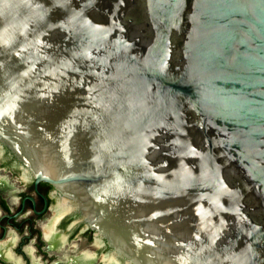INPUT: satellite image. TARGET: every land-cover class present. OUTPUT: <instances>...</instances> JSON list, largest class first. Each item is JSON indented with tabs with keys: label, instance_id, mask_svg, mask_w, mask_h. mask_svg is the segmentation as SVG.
Segmentation results:
<instances>
[{
	"label": "water",
	"instance_id": "obj_1",
	"mask_svg": "<svg viewBox=\"0 0 264 264\" xmlns=\"http://www.w3.org/2000/svg\"><path fill=\"white\" fill-rule=\"evenodd\" d=\"M0 143L130 264H264V0H0Z\"/></svg>",
	"mask_w": 264,
	"mask_h": 264
},
{
	"label": "flooded vegetation",
	"instance_id": "obj_2",
	"mask_svg": "<svg viewBox=\"0 0 264 264\" xmlns=\"http://www.w3.org/2000/svg\"><path fill=\"white\" fill-rule=\"evenodd\" d=\"M0 152L4 153L7 157L8 160L12 161L14 165H21L22 164L17 160L15 157L14 153H12L6 146L2 145L0 143ZM20 166V167H21ZM23 177L26 181H32L33 183V188H32V194H25L20 197V202L19 199H16V191H13V186L11 185L8 177L0 175V193L5 194L8 196L10 199L14 198V203L17 202L18 200V210L14 215H9V209L6 206L5 201L0 202V225L3 227V233L5 232L6 225L5 223H2L3 220L6 221L7 225H12L18 230L22 229L20 225L15 224V219L19 216H22L25 218L24 223L28 227L30 231V236L27 239L31 238V241H34V243L39 240L40 242L42 241V245L46 247L47 251L51 253L52 255H57V254H65L64 255V263L69 264L67 261V258L73 257L75 255H80L82 252H85L83 248H80L79 245L74 244L70 247V251L72 252L71 254L67 253V247H68V236L66 233L58 230V224L61 222L62 219H64L68 215H73L70 213L72 210L69 212H66L65 214H62L58 221L55 222L54 226L49 228V226L52 224V220L57 217L59 214V206L63 202H70L72 203L69 199L62 197L61 194L55 190V188L44 182H40L38 185L35 183V179L32 178L27 172L24 171L23 166ZM61 196V199L59 200L58 204L52 208L53 216L51 219H49L47 222H43L39 225V230L37 228L33 229V221L36 220V218H41L44 216L50 209V201L51 197L55 196ZM14 196V197H12ZM76 214V213H74ZM82 223V222H78ZM75 225V224H74ZM50 229V230H49ZM93 229L89 228V232H92ZM56 234L60 235L64 238V244L60 247H53L51 243L48 240V237L51 234ZM48 234V235H47ZM4 237H1L0 241V264H26L25 260L18 256L16 254V250L18 249V243H19V238L17 235H15L13 232H10L8 236L4 239ZM97 239V246L102 245L103 241L100 237L96 235ZM26 245V244H25ZM23 245V246H25ZM25 251V256L28 259L30 264H43L42 263V258L41 255L36 248L35 244H32L30 246H26ZM87 252H92L90 250H86ZM95 253V252H93ZM97 255V253H96ZM110 256V255H108ZM115 258L119 264H121L117 256L115 255ZM98 255H97V261L95 264L98 262ZM103 261V264H107L108 261ZM57 264V263H54Z\"/></svg>",
	"mask_w": 264,
	"mask_h": 264
},
{
	"label": "rangeland",
	"instance_id": "obj_3",
	"mask_svg": "<svg viewBox=\"0 0 264 264\" xmlns=\"http://www.w3.org/2000/svg\"><path fill=\"white\" fill-rule=\"evenodd\" d=\"M21 165H14V163L10 160H8V157L0 152V175L8 177L11 185L13 186V191H16V199H19L20 197L25 194H32V188H33V182L32 181H26L23 177V170ZM14 197V196H12ZM61 199V196H55L51 197L50 201V209L49 211L42 216L41 218H36V220L33 221V229L37 228L39 230V225L43 222H47L49 219L52 218L53 212L52 208L56 206ZM5 201L6 206L9 209V215H14L17 212L18 208V200L16 203H14V198H9L5 194L0 193V202ZM80 219V215L78 213L73 215H68L64 219L61 220V222L58 224V230L64 232L68 236V247L66 252L71 254L70 247L74 244L79 245L80 248L86 250H90L92 252L97 253L98 255V262L97 264H103V257L110 255L113 258L115 255L117 256L118 261L121 264H129L128 261L124 260L122 257H120L109 245H107L103 240L102 245L97 246V239L96 234L92 231L89 232V228L87 224L85 223H78ZM25 218L22 216H19L15 219V224L20 225L22 229L18 230L12 225H7L6 221L3 220L2 223H5L6 229L3 233V227L0 225V238L4 237L6 238L10 232H13L15 235L19 238L18 243V249L16 250V254L20 257H22L26 264H30L28 259L25 256V249L26 246H30L32 244H35L36 248L38 249L41 260L43 264H65L64 263V255L65 254H57L52 255L49 253L45 246L42 245V241L40 242L37 240L35 243L34 241H31L29 238L30 231L28 227L24 223ZM75 224V225H74ZM2 238V239H4ZM1 241V239H0ZM26 244V245H25ZM25 245V246H23ZM116 259V258H115Z\"/></svg>",
	"mask_w": 264,
	"mask_h": 264
},
{
	"label": "bare ground",
	"instance_id": "obj_4",
	"mask_svg": "<svg viewBox=\"0 0 264 264\" xmlns=\"http://www.w3.org/2000/svg\"><path fill=\"white\" fill-rule=\"evenodd\" d=\"M81 199V198H80ZM82 201L79 202H63L60 204L59 206V214L57 215V217H55L52 220V224L49 226V228L53 227L55 222L58 221V219L60 218V216L62 214H65L66 212H69L70 210H73L75 207L79 206L80 207V203L83 202V199H81ZM84 210V205L82 203L81 205ZM50 230V229H49ZM48 235V234H47ZM49 242L51 243V245H53V247H60L64 244V238L60 235H56V234H51L48 237ZM104 261H108L107 264H119L117 262V260L115 259V257L113 258L112 256H104L103 257ZM67 261L69 264H95L97 261V255L96 253L93 252H82L80 255H75L73 257H69L67 258ZM130 264V263H129ZM136 264V263H135Z\"/></svg>",
	"mask_w": 264,
	"mask_h": 264
}]
</instances>
